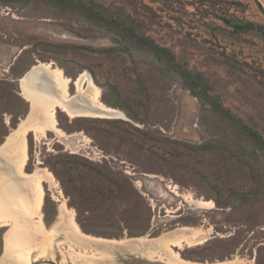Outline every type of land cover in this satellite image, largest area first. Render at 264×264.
Here are the masks:
<instances>
[{"label":"rangeland","instance_id":"obj_1","mask_svg":"<svg viewBox=\"0 0 264 264\" xmlns=\"http://www.w3.org/2000/svg\"><path fill=\"white\" fill-rule=\"evenodd\" d=\"M81 1L104 6L117 17L129 15L137 34L170 49L182 67L202 73L209 93L264 138V0ZM226 20L251 22L256 28L237 31ZM39 61H52L73 80L71 94L75 80L86 72L100 101L122 113L71 118L57 109V127L74 136L27 133L24 171H50L61 191L58 197L43 183L46 229L59 221L64 199L81 231L94 237L156 238L179 227H196L209 238L180 250L184 260L204 263L237 256L234 264H264V161L210 108L204 94L202 101L194 97L179 69L124 33L45 0H0V145L29 111L17 79ZM198 145L212 149H195ZM191 199L211 202L213 208ZM29 221L36 238L30 236L29 264H72L70 256L63 261V254L85 251L81 248L86 246L73 244L77 239L67 222L50 238L35 231L36 218ZM13 223L0 226V264H13ZM145 245L140 251L113 246L105 257L97 254L91 260L164 264L157 256L148 259L151 243Z\"/></svg>","mask_w":264,"mask_h":264},{"label":"bare ground","instance_id":"obj_2","mask_svg":"<svg viewBox=\"0 0 264 264\" xmlns=\"http://www.w3.org/2000/svg\"><path fill=\"white\" fill-rule=\"evenodd\" d=\"M36 64L33 66L34 71L32 73L20 79L21 95L29 102V114L20 120L17 127L6 136L5 141L0 145V226L14 222L9 234L10 243L14 246L12 252L10 251L13 264H29L30 262V240L35 236H32L33 229L30 228L28 220L31 221L33 218H36V230H34L42 232L43 237L44 235L45 237L50 236L59 227V224L67 222V230L77 239L73 244L86 246L81 248L85 251L77 250L76 253H71L69 250L67 251L68 254H63V261L65 262L67 257L70 256L72 264H97L91 258L96 257L94 255L97 254L100 258L105 257V251L113 246H121L124 250L129 251H140L145 248L147 242L151 243V246L147 249L148 251L145 252L144 250L149 255L148 259L157 256L155 259L164 264H234L237 261V256L227 261L204 263L184 260L181 257L180 250L201 245L209 238L206 231L196 227H179L162 233L156 238H149L146 235L139 238L116 240L85 234L74 219L73 209L66 205L64 199L60 200L58 206L59 221L54 222L50 229H46L42 223L41 211L44 200L43 183H47L50 190L57 192L58 197H61V191L57 190V182L50 171L38 167L31 173L24 171L28 159L27 133L34 132L37 137H42L47 131H53L59 136L63 135L64 138L74 136L75 134H65L57 127V109L65 112L71 118L79 116L111 118L121 117L122 113L100 101V91L86 72L81 73L75 80L76 92L71 94L69 83L73 80L65 76L61 68L57 67L52 61H39ZM174 188L177 187L174 186ZM174 192L180 195L178 191ZM190 202L201 207L208 205L212 207L211 202H200L198 199H191ZM191 231L193 233L202 232L204 236L198 238L188 236L187 232ZM42 246L44 245L41 244ZM174 247L178 251L174 250ZM86 249H90V252H87Z\"/></svg>","mask_w":264,"mask_h":264},{"label":"trees","instance_id":"obj_3","mask_svg":"<svg viewBox=\"0 0 264 264\" xmlns=\"http://www.w3.org/2000/svg\"><path fill=\"white\" fill-rule=\"evenodd\" d=\"M52 5L58 7L64 12H75L88 21H92L96 24H100L108 27L111 30L118 31V33H124V35L133 40L137 45L149 50L158 60L164 62L169 67L178 70L179 75L188 83V87L194 97L198 96V100H201V94H204L210 101V108L227 120L236 132L243 139L247 140L258 157L264 161V138L253 127L245 124L240 118L236 117L229 109L225 108L219 100V97L209 93V84L204 75L199 72H192L186 67H182L176 61L175 54L167 47L157 44L152 38L144 34H137L136 21L129 15L125 17L114 16L110 10L104 6L96 4H88L81 0H45ZM234 30L245 31L252 30L256 26L251 22L240 23L237 21L226 20ZM175 70V71H176ZM203 99V98H202ZM195 149H212L210 145H198L194 146Z\"/></svg>","mask_w":264,"mask_h":264},{"label":"water","instance_id":"obj_4","mask_svg":"<svg viewBox=\"0 0 264 264\" xmlns=\"http://www.w3.org/2000/svg\"><path fill=\"white\" fill-rule=\"evenodd\" d=\"M35 65H37V64H35ZM35 65H32L23 75H22V77L23 76H27L29 73H32L33 71H34V68H33V66H35ZM21 77V78H22ZM21 78H18V82H19V87H20V79ZM75 95H78V94H75ZM30 107V106H29ZM30 111V110H29ZM29 111H28V113H27V115L29 114ZM26 115V116H27Z\"/></svg>","mask_w":264,"mask_h":264},{"label":"flooded vegetation","instance_id":"obj_5","mask_svg":"<svg viewBox=\"0 0 264 264\" xmlns=\"http://www.w3.org/2000/svg\"><path fill=\"white\" fill-rule=\"evenodd\" d=\"M17 81H18V79H17ZM18 85H19V82H18ZM20 88V87H19Z\"/></svg>","mask_w":264,"mask_h":264}]
</instances>
